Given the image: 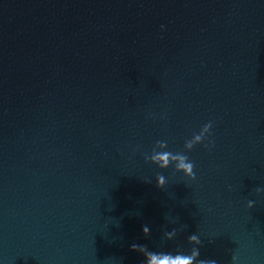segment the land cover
<instances>
[{
	"label": "water",
	"instance_id": "obj_1",
	"mask_svg": "<svg viewBox=\"0 0 264 264\" xmlns=\"http://www.w3.org/2000/svg\"><path fill=\"white\" fill-rule=\"evenodd\" d=\"M0 264H264V0H0Z\"/></svg>",
	"mask_w": 264,
	"mask_h": 264
}]
</instances>
